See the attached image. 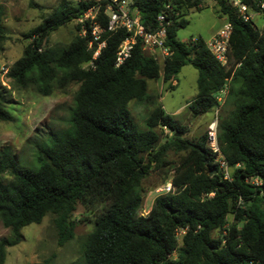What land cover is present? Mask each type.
Masks as SVG:
<instances>
[{"label":"trees","instance_id":"obj_1","mask_svg":"<svg viewBox=\"0 0 264 264\" xmlns=\"http://www.w3.org/2000/svg\"><path fill=\"white\" fill-rule=\"evenodd\" d=\"M241 1L259 11L257 0ZM214 3L232 27L227 66L200 37L177 39V30L187 24L184 17L200 10L204 0H130L147 30L157 27L158 15L168 23L164 47L169 54L162 65L137 43L116 66L118 45L127 36L118 31L103 33L105 46L93 67H85L96 46L87 49L89 31L81 37L78 23L67 45H48L51 33L92 3L59 0L23 35L29 41L6 75L13 88H30L43 97L71 84L77 88L66 128L35 144L32 164H20L10 150L0 153V220L10 231L0 240V264L7 249L20 242L22 229L47 215L57 245L71 241L77 204L91 213L93 228L82 242L81 257L69 264H264V28L244 22L227 0ZM4 17L0 4V43L6 38ZM98 18L104 26L106 17ZM186 65L197 71V94L190 103L194 115L215 108L216 96L226 89L220 109H230L218 120L217 145L229 166L228 179L207 147L206 133L196 141L176 137L184 127L153 102L146 128L139 130L129 111V102L149 101L148 81L161 79L172 89ZM5 93L0 85V121L9 122ZM164 129L170 136L159 144L168 135ZM168 151L181 153L167 169L173 171L170 192L158 195L143 215V181L152 170L168 166ZM3 175L10 180L4 183Z\"/></svg>","mask_w":264,"mask_h":264},{"label":"rangeland","instance_id":"obj_2","mask_svg":"<svg viewBox=\"0 0 264 264\" xmlns=\"http://www.w3.org/2000/svg\"><path fill=\"white\" fill-rule=\"evenodd\" d=\"M5 9L2 25L5 40L0 43V66L10 68L21 56L28 39L23 35L40 24L59 0H0ZM263 16V17H262ZM255 16L254 25L258 29L264 28V15ZM187 24L177 30V39L186 42L200 37L206 42L210 36L224 23V18L216 13L213 0H204L203 7L198 11H190L185 17ZM76 20L60 27L51 33L48 45H67L75 33ZM79 34V33H78ZM160 65L162 61L160 60ZM5 81L6 109L11 115V121H0V153L10 150L16 160L22 165H30L34 159L35 144L42 141L51 132H60L66 128V118L73 106L76 86L71 84L63 90H56L50 96H40L32 89L13 88L6 77ZM197 71L190 65L181 68L176 78V85L170 89L161 79L148 81V102L131 101L128 104L131 116L139 130H144L145 118L153 105H160L164 112L171 116L185 133L180 137L196 141L207 132L209 123L217 115V119L227 115L230 108L221 110L215 115V108L202 115H194L190 103L197 94ZM167 131L166 129L164 130ZM168 132V131H167ZM159 144H162L170 133H167ZM181 153L168 151L165 160L168 166L163 169L152 170L143 181V202L140 213L149 214L153 201L158 196L155 190L163 185L164 179L169 181L173 171L168 172L169 166L177 163ZM3 182L10 180L3 175ZM87 218H84V217ZM91 213L77 204L72 219L77 221L74 238L63 246H58L55 231L52 226V216L47 215L40 224H30L21 231L20 242L7 249L4 264H38L49 260L52 264H69L81 257V245L85 236L92 230ZM85 219V220H84ZM10 235L9 229L0 220V240ZM217 236V232H213ZM180 238V235L179 237ZM175 257V254L171 256Z\"/></svg>","mask_w":264,"mask_h":264},{"label":"built area","instance_id":"obj_3","mask_svg":"<svg viewBox=\"0 0 264 264\" xmlns=\"http://www.w3.org/2000/svg\"><path fill=\"white\" fill-rule=\"evenodd\" d=\"M74 4L92 3V5L85 10L77 19L76 22L80 24L79 35L85 37L87 30L89 31V38L87 40V49L92 50L95 45L96 48L92 50L91 60L85 67H93L94 61L98 58L101 49L105 46V39L102 38L104 32L116 33L123 31L127 36L119 43L116 55V66H119L126 60L134 46L139 43L141 49L162 61L168 56V50L164 47L166 38V27L168 23L164 15H158L157 27L154 30H147L140 22L138 13L130 8V0H71ZM231 6L236 10L238 16L244 22L253 21L255 16H262L264 13V0H257L255 7L259 9L258 12L252 11L241 0H227ZM106 17L105 25L102 26L99 22V14ZM263 17V16H262ZM231 24L224 20L223 25L217 32L209 38L206 42V48L214 59L222 66L228 65V46L231 35ZM9 68L0 66V77H6ZM0 83L5 87L6 83L0 78ZM176 85V81L171 82ZM226 89H223L216 96L218 105L215 107V115L218 113L220 106L224 102ZM217 115L209 123L207 127V147L216 154L215 162L218 165L219 171L223 174L225 179L229 177V166L219 152L217 145ZM165 130V129H164ZM171 184L167 182L165 185L157 188L155 193L158 195L170 192ZM184 233L183 230L177 233V237Z\"/></svg>","mask_w":264,"mask_h":264},{"label":"water","instance_id":"obj_4","mask_svg":"<svg viewBox=\"0 0 264 264\" xmlns=\"http://www.w3.org/2000/svg\"><path fill=\"white\" fill-rule=\"evenodd\" d=\"M175 136L176 137H180L181 136V133H176Z\"/></svg>","mask_w":264,"mask_h":264},{"label":"crops","instance_id":"obj_5","mask_svg":"<svg viewBox=\"0 0 264 264\" xmlns=\"http://www.w3.org/2000/svg\"><path fill=\"white\" fill-rule=\"evenodd\" d=\"M214 1V0H213ZM225 20V19H224ZM217 32V30L210 36V38Z\"/></svg>","mask_w":264,"mask_h":264}]
</instances>
